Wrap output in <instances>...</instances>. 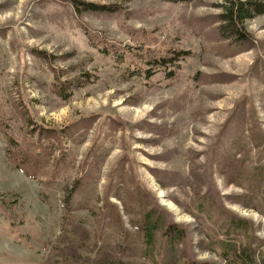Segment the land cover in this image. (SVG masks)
Returning a JSON list of instances; mask_svg holds the SVG:
<instances>
[{
  "label": "rangeland",
  "instance_id": "rangeland-1",
  "mask_svg": "<svg viewBox=\"0 0 264 264\" xmlns=\"http://www.w3.org/2000/svg\"><path fill=\"white\" fill-rule=\"evenodd\" d=\"M227 1L0 0V264H264V12Z\"/></svg>",
  "mask_w": 264,
  "mask_h": 264
},
{
  "label": "trees",
  "instance_id": "trees-1",
  "mask_svg": "<svg viewBox=\"0 0 264 264\" xmlns=\"http://www.w3.org/2000/svg\"><path fill=\"white\" fill-rule=\"evenodd\" d=\"M172 2H191L194 0H171ZM227 6L224 9L223 14H221V20L223 22L229 23L230 26H233L235 24L237 26L244 24V22H247L251 20L254 15L260 14L264 12V6L259 2L252 1V0H228ZM76 8V7H75ZM92 10L93 9H89ZM245 222L238 221L232 225L231 223V229H226L223 231V234L228 235L230 231H240L243 230L242 227L245 226ZM154 228V227H153ZM246 230V229H245ZM165 233H170V238L173 239V237L178 238V234L174 231L171 233L170 229H167ZM146 243L148 245L151 244V238L152 236H148V234H144ZM220 252H219V258L224 264H261L260 262L256 261L254 258V253L252 249L249 246L244 245L243 247H235V245L230 244L227 240H223L219 243ZM69 253L72 252V249L70 246H67L62 249V251H67ZM80 257V256H79ZM94 264H119L116 263L113 259H111L110 255L104 254L99 259L94 262ZM186 264H209V263H197V262H189Z\"/></svg>",
  "mask_w": 264,
  "mask_h": 264
},
{
  "label": "bare ground",
  "instance_id": "bare-ground-1",
  "mask_svg": "<svg viewBox=\"0 0 264 264\" xmlns=\"http://www.w3.org/2000/svg\"><path fill=\"white\" fill-rule=\"evenodd\" d=\"M146 108H148V107H146ZM135 112H136V114L140 113L139 109H136ZM159 194H160L161 197H163V192L162 191H159ZM162 201H163L164 204H166L169 207H171V209L173 208V204L172 203L166 202L165 200H162Z\"/></svg>",
  "mask_w": 264,
  "mask_h": 264
}]
</instances>
